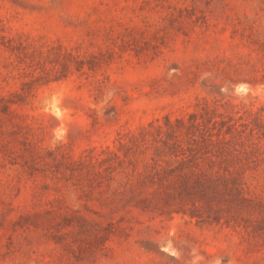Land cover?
I'll return each mask as SVG.
<instances>
[{"label": "rangeland", "instance_id": "obj_1", "mask_svg": "<svg viewBox=\"0 0 264 264\" xmlns=\"http://www.w3.org/2000/svg\"><path fill=\"white\" fill-rule=\"evenodd\" d=\"M0 264H264V0H0Z\"/></svg>", "mask_w": 264, "mask_h": 264}, {"label": "trees", "instance_id": "obj_2", "mask_svg": "<svg viewBox=\"0 0 264 264\" xmlns=\"http://www.w3.org/2000/svg\"><path fill=\"white\" fill-rule=\"evenodd\" d=\"M217 138L218 139L216 141L203 139L201 143H198V154L193 156L191 154L188 155L182 148L176 150V154H174V156L176 159H179V166H186L190 163L196 165L197 167L201 166V164L213 166L215 163L219 165L226 163L228 155L230 154L229 148L226 147L228 141L225 140L221 133L217 135ZM163 144L165 145L164 142ZM174 173V175H166L165 171L161 174L156 173L160 184L165 178L170 176L174 177V179L169 182V186L172 190L171 193H164L163 195V200L166 204L175 199L182 201L185 197H187L191 200V202H193L194 199H197L206 204L207 207H210L211 200L216 199L219 184H222L224 189L228 190L230 185L234 186L235 184L233 179H226V177L223 174L220 175L219 172L209 173L200 169L197 172L178 170ZM140 202L144 209L149 207L147 199H143ZM179 211L185 214L184 210ZM189 215L190 217L195 216L193 212H189Z\"/></svg>", "mask_w": 264, "mask_h": 264}, {"label": "bare ground", "instance_id": "obj_3", "mask_svg": "<svg viewBox=\"0 0 264 264\" xmlns=\"http://www.w3.org/2000/svg\"><path fill=\"white\" fill-rule=\"evenodd\" d=\"M56 109V108H55Z\"/></svg>", "mask_w": 264, "mask_h": 264}]
</instances>
